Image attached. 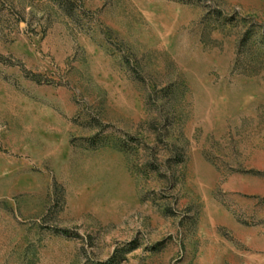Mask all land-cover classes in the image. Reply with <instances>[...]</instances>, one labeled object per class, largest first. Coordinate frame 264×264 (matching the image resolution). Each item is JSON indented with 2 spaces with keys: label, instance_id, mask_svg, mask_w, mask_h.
<instances>
[{
  "label": "rangeland",
  "instance_id": "1",
  "mask_svg": "<svg viewBox=\"0 0 264 264\" xmlns=\"http://www.w3.org/2000/svg\"><path fill=\"white\" fill-rule=\"evenodd\" d=\"M0 264H264V0H0Z\"/></svg>",
  "mask_w": 264,
  "mask_h": 264
}]
</instances>
